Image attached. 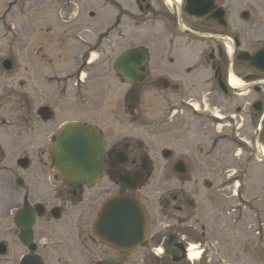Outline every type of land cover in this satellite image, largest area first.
Here are the masks:
<instances>
[{"label":"flooded vegetation","instance_id":"obj_1","mask_svg":"<svg viewBox=\"0 0 264 264\" xmlns=\"http://www.w3.org/2000/svg\"><path fill=\"white\" fill-rule=\"evenodd\" d=\"M68 3L64 21H79L81 30L70 33L75 44H64L80 45L74 60L85 59L89 70L64 73V99L73 88L78 107L64 103L62 124L99 130L105 140L100 174L89 183L59 178L51 154L56 131L39 127L52 119L50 106L36 108V101L0 82V110L20 111L0 118V264H224L227 252L214 250L211 238L223 219L202 206L194 176L231 175L236 167L251 175L254 159L264 162V0H197L206 11L190 15L186 0ZM0 20L5 26L4 12ZM133 48L140 51L137 75L122 78L119 61H132L125 54ZM94 84L100 102L89 95ZM149 93L155 102H146ZM15 95L16 103L10 101ZM38 134L51 143L48 150L38 149ZM157 174L173 177L157 182ZM213 183L203 182L210 189ZM232 184L218 186L216 196H228ZM259 193L248 204L256 244L249 264H264ZM110 196L145 212L149 234L129 223L132 208L115 202L103 211ZM229 201L225 215L243 219V208Z\"/></svg>","mask_w":264,"mask_h":264},{"label":"rangeland","instance_id":"obj_2","mask_svg":"<svg viewBox=\"0 0 264 264\" xmlns=\"http://www.w3.org/2000/svg\"><path fill=\"white\" fill-rule=\"evenodd\" d=\"M66 2H69L68 6H70V3L74 2V0H0V16L4 12V17L7 20L5 21V26L0 20V25L3 28L0 30V35H3V40L1 41L2 38L0 39V57H9L12 60L10 68L0 61V74H2L0 82L11 91L14 89L21 94L24 93L26 97H30L33 103L36 101V104H38L35 105L36 108L42 105L50 106L53 111L52 119L46 125L40 124L39 127L42 128L40 129L41 131L47 129L53 133L64 123V103L70 109L78 107L74 100L77 98L74 95L76 91L73 88L66 92V98L64 99V73L77 72L79 68V70H89V64L84 62L85 59L83 60V58L79 57L80 61L74 60V58H78L75 55L79 54L80 45L77 43L75 49L74 45L68 47L64 44V41L67 44H75V41L70 39V33L72 32L73 34L77 30H81L79 21L75 19H70L69 22L64 21V15L67 17L64 14V3ZM79 5L81 3L76 4L72 10H78ZM12 8L14 10H11ZM32 28H34V33L32 38H30L29 35ZM65 30L69 31L68 35L64 32ZM12 31L18 33V38ZM92 82H95V80L92 79ZM100 92L101 90H96L94 84L89 95L94 101L98 99L100 102L102 101ZM119 94L121 92L117 90L116 96L119 97ZM145 96L146 102L156 101V96L153 93ZM15 99L16 95L10 101L16 103L17 100ZM72 104L73 106L71 107L70 105ZM73 108L71 110H74ZM88 109L92 110L93 108ZM16 112L19 113L20 111H9L6 107L4 109L1 108L0 118L2 116L7 119L14 118ZM35 117L37 124H39V116L35 114ZM68 118L75 119L77 115L71 114ZM49 146H51V143L48 139L38 134V149L47 148L48 150ZM230 154L229 156H231ZM246 155L244 154V157ZM237 163L242 166L243 160H238ZM238 171L236 167L235 173L230 172L231 175L206 174L194 176L198 182L197 187H200L202 192H204V196L201 198L203 201H200L202 206L207 212L219 211V217L223 219L219 227H212L211 238L214 237V245H212L214 250H216L215 247H219L216 251H219L221 255L227 252L229 259L221 260L224 264L241 263V258L247 264L251 263L248 259L254 254L253 250L256 244L253 235L252 209L248 204L250 205L251 199L260 192L261 204L264 205V162L254 159L253 168L250 170L251 175L237 173ZM162 177L172 178L173 176L157 174V182ZM186 177L188 179V176ZM247 177H250L248 182L246 180ZM205 180L214 182L212 189L204 186L203 182ZM231 181L233 182L232 186L224 191L228 196H216L215 189L218 186L225 187ZM243 183L245 184L240 185ZM241 198L247 201V203H244L245 205H240L239 200ZM225 200H231L229 204H233L231 208L235 210L236 204L243 208V213L245 214L243 219L241 218L242 215L237 217L235 212L225 215L227 205ZM240 218L245 221L242 223ZM239 247L243 248L241 253L238 251ZM214 250H212L211 257L213 261H216Z\"/></svg>","mask_w":264,"mask_h":264},{"label":"water","instance_id":"obj_3","mask_svg":"<svg viewBox=\"0 0 264 264\" xmlns=\"http://www.w3.org/2000/svg\"><path fill=\"white\" fill-rule=\"evenodd\" d=\"M196 2L197 0H186L185 12L187 14L196 12L200 14L206 11L205 9L199 10ZM139 52L138 48H134L125 54V56H129L128 58L132 56V61L127 57L120 59V66L117 69L122 78L129 77L128 79H130V75H137L139 62H136V57L140 55ZM5 65L8 68L11 66L9 61L5 62ZM104 150L105 140L96 127L78 122L64 125L57 131L56 141L51 149L53 170L63 180L89 183L99 177ZM119 201L121 200L118 197L116 199L115 196H110L102 210L108 209L115 202L127 210L132 208L135 210V215L129 220V223L142 224L145 235L149 234L147 214L143 211L139 213L138 207L130 201H123L124 203ZM100 239L108 245L111 243L109 237L104 233L101 234Z\"/></svg>","mask_w":264,"mask_h":264}]
</instances>
